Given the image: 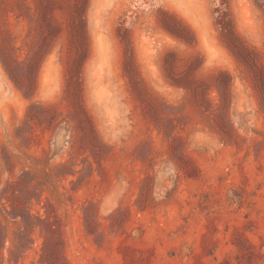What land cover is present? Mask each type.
Instances as JSON below:
<instances>
[{
    "label": "rangeland",
    "instance_id": "obj_1",
    "mask_svg": "<svg viewBox=\"0 0 264 264\" xmlns=\"http://www.w3.org/2000/svg\"><path fill=\"white\" fill-rule=\"evenodd\" d=\"M0 264H264V0H0Z\"/></svg>",
    "mask_w": 264,
    "mask_h": 264
},
{
    "label": "trees",
    "instance_id": "obj_2",
    "mask_svg": "<svg viewBox=\"0 0 264 264\" xmlns=\"http://www.w3.org/2000/svg\"><path fill=\"white\" fill-rule=\"evenodd\" d=\"M14 218H16V216ZM21 219L24 221V218L23 217H21Z\"/></svg>",
    "mask_w": 264,
    "mask_h": 264
}]
</instances>
